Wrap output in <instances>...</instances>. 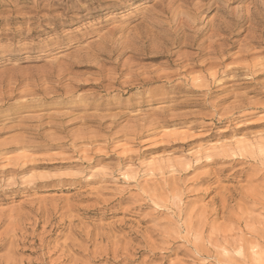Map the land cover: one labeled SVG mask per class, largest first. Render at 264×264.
I'll use <instances>...</instances> for the list:
<instances>
[{
    "label": "clouds",
    "instance_id": "1",
    "mask_svg": "<svg viewBox=\"0 0 264 264\" xmlns=\"http://www.w3.org/2000/svg\"><path fill=\"white\" fill-rule=\"evenodd\" d=\"M0 264H264V0H0Z\"/></svg>",
    "mask_w": 264,
    "mask_h": 264
}]
</instances>
